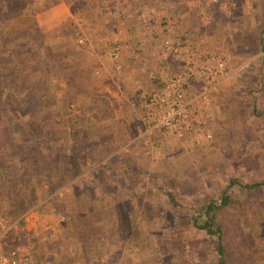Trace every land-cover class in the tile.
I'll list each match as a JSON object with an SVG mask.
<instances>
[{"label":"rangeland","instance_id":"obj_1","mask_svg":"<svg viewBox=\"0 0 264 264\" xmlns=\"http://www.w3.org/2000/svg\"><path fill=\"white\" fill-rule=\"evenodd\" d=\"M191 1L193 5L192 2L186 4L183 9L194 7L197 14L200 12L199 16H203L207 11L210 16L218 17L222 13L234 15L236 13L232 11H241L246 3L244 0H222V3H219L220 0ZM248 1L252 3V7L247 10L254 15L256 30L253 36L247 32L241 34L242 40L248 46L241 43L237 51L244 54L256 52L258 36L262 38L264 34V0ZM32 3L36 7L34 18L40 24L44 39L59 42L61 52L72 48L78 51L72 59L75 68L72 78L74 85L67 84L66 79L47 84L46 80L49 78L43 77L42 68L27 63L26 69H21L20 48L11 47L5 51L0 49V62L14 66V73L6 77V83L13 88L24 83L26 87L18 91L23 95L22 100L30 92L36 106L34 110L27 111L28 116L25 118H19L15 113L14 117H7L2 113L0 106V118H4L9 126H14V130L20 132L21 127V131L26 132L19 137L24 140V146L32 147L37 142L29 136L33 123L40 128L39 132L43 135L39 141H49L58 149L60 146L64 153L73 151L80 157L88 155V159L81 158L79 161L81 166L83 162L87 164L83 165L84 168L72 183L73 187L84 192L83 195H76L79 200L73 203V209H80L81 217L78 218L77 213L76 221H86L84 225L80 223V233L100 232L105 235L104 241H90L94 245L98 243V248L95 246L94 251L98 254H115L110 258L104 256L99 264H216V237L193 227L190 216L194 212L197 213L195 207L199 206L200 202L216 198L227 184L228 178L236 176L242 182L264 178V142L260 141L258 144L257 140L252 139V142L247 143L244 136L239 139L240 143H233L228 131L225 138L216 139L213 129L207 126V119L208 109L216 104V94L226 92L220 89L213 96V104L204 109L206 111L199 118L200 123L196 131L190 135L179 138L168 131L144 133L146 126L143 123H139L138 129L133 128L132 123L123 125L126 119L129 122L135 120V123L136 118L134 115L127 117L115 104L113 112V106L102 96L105 81L98 80V74L92 72L93 68L89 66L92 62L84 46L85 41L90 38L89 29H85L89 27L85 23L86 12L96 7L98 11L103 9L104 13L108 12L109 7H104L105 0H32ZM115 8L119 6L115 5ZM91 15L97 19V14ZM193 19L188 17L185 21L190 24ZM101 20L103 17H98V21ZM60 21H65L66 26H60ZM174 24H171L173 29ZM211 24L213 25V22ZM24 27V21L21 22L12 16L10 20L3 18L0 21V31L8 28L22 32ZM79 38H84L81 43L78 42ZM164 40L172 41L165 38L162 42ZM184 50L180 43L177 48L167 51H163L160 46V58L166 59L168 63L171 61L168 59L175 60L174 69H166L165 76L174 73V70H190L191 65L187 64L185 59L181 63L177 59L195 57L197 49L191 50V53ZM206 55L210 62L206 68L199 67L204 68V74L215 66L217 59L224 60L226 70H229V60L218 48L209 49ZM246 68H242L238 73L239 82L229 80L226 89L239 84V89L243 92V100L240 101L242 122L248 121L258 134V128L264 126V60L261 59L259 67ZM52 76L54 75L50 78ZM202 80L207 81L208 76L201 78L200 85ZM131 102L134 106L133 101ZM248 103L252 105L251 108ZM95 104L103 107V111L97 110L90 114ZM122 107L125 108L123 104ZM6 109L9 112L12 108L9 106ZM97 117L107 119L104 120L105 123H92V119L99 120ZM228 121L230 123V120ZM183 139H186V144H180ZM190 144L194 145V150L200 148V153L197 154L194 150L190 153ZM91 170L93 174L90 173ZM86 173L88 185L85 187L79 181ZM103 182H106V187L102 186ZM70 187V190L68 186V191H64L66 194L72 190V186ZM87 189L91 192L88 193ZM108 189L110 191L106 193ZM232 192L233 201L219 209L216 215L221 229L224 264H264V225H259L257 221L264 216V190L257 191L254 195L236 189ZM56 196L60 197L57 194ZM102 196H105L103 201ZM86 197L94 198L96 209H91L93 205ZM80 199L83 200V205ZM103 203H109L108 207L101 208ZM58 204L60 200L55 198L44 206V213L47 206L53 210L52 219L50 214H41L38 210L40 219L37 220L36 232L42 229L44 223L55 224L63 236H68V233L74 231V222L63 214ZM245 217L251 222L248 223ZM15 232L17 230L7 235L4 241L7 246L3 245L6 250L1 252L2 255L16 250L18 256L17 247L22 243V233ZM146 233L150 235L149 241L141 239ZM124 234L134 239L122 244L120 236L124 237ZM79 240L83 241L82 243L86 241ZM120 249L123 250L121 257H115L118 256L116 251ZM141 250L145 252L141 253Z\"/></svg>","mask_w":264,"mask_h":264},{"label":"crops","instance_id":"obj_2","mask_svg":"<svg viewBox=\"0 0 264 264\" xmlns=\"http://www.w3.org/2000/svg\"><path fill=\"white\" fill-rule=\"evenodd\" d=\"M105 2L104 7H109L108 12L104 13L103 9L98 11L97 7L86 12L87 20H85V23L89 27L85 29H89L88 36L90 38L85 41L84 46L87 50V56L92 62V64H89L93 68L92 72L98 74V80L105 81L106 86L102 96L110 106H113V112L115 111V104L125 112L127 117L134 115L136 118L135 123V120L129 122L126 119V123L123 122V125L126 126L132 123L130 125L138 129V125L141 123V95L153 86L162 84L165 80L166 69H174L175 60L173 58L168 59L171 60L168 63L166 59L160 58L159 55L161 46L159 44L163 39L168 38L172 41H179L185 49L184 51H189V53H191V50L197 49L195 57L189 58L186 56L177 59L180 63L185 59L186 63L191 65L186 78V88L189 94L198 91L201 78L204 79V75L207 77V73L204 74V68L200 69L199 67L206 68L210 62L206 55L209 49L218 48L229 60L227 62L230 76L222 80L218 87V90L226 92L219 94L217 91L216 104L208 109L207 126L209 129H213L216 139L222 140L228 131L233 143L238 141L240 143L239 139L244 136L247 143L252 142V139L257 140L258 144H260V141L264 142V126L258 128L259 133L256 134L248 121L247 123L242 122L240 101L243 100V92L239 89V84L226 89L229 80L239 82L238 73L242 68L259 67L261 59L264 60V45L260 47L261 44H259L258 50L254 53L244 54L237 51V47L241 43L248 46L242 40L241 34L247 32L252 33L253 36V32L256 30L254 15L247 10V8L252 7V3L244 0L246 3L243 4L241 11L234 10L232 12L236 14H229V16L222 13L218 17L210 16L207 11L204 12L203 16H199L200 12L197 14L194 7L183 9L185 8L184 5L192 2L191 0H105ZM219 3H222V0ZM115 5L119 8H115ZM221 5L223 6V4ZM91 14H97V19H94L95 16L93 17ZM100 16L103 17V20L98 21ZM188 17L194 18L190 24L185 21ZM104 18L108 19L105 20ZM172 23L176 24L173 25L174 29L171 28ZM263 36L264 34H262V38L258 36V43L259 39L264 41ZM184 71L185 69H179L178 71L174 70V73ZM131 101H133L134 106H132ZM122 104L125 108L122 107ZM248 105H250L248 107H252L251 104L248 103ZM98 107L99 105L95 104L94 110H91L90 114L97 111ZM205 111H203V114ZM100 119L97 121L92 119V123H105L104 120L107 118ZM228 120H230V123ZM33 127L37 128V125L35 124ZM37 129L40 131V128ZM21 130V127L20 132L14 130V126H9L4 118H0V228L2 229L0 233V254L6 250L3 245H6L4 241L7 235L17 230L15 233H22V243L17 247L16 264H99V261L103 258H110L112 254L96 253L94 248L95 246L98 248V243L94 245L90 242L92 239L97 242L104 241L105 235L103 233L78 236L71 231L72 233H68V236H63L53 223L42 224V229L36 232L37 220L40 219V214H37L38 210L41 211L39 212L41 214H50L51 219L53 217V213H51L53 210L48 206L46 213L43 211L44 206L49 203L46 200L50 196H55L57 200H60L58 205H60L61 211L63 210V214L72 219L73 225L86 223L84 219L78 222L74 218L77 211L73 209V203L77 202L79 198L70 193L72 190L67 194L64 191L68 189V186L69 190L71 189L70 186L76 181L79 171L81 172L84 168L83 165L86 166L87 163L83 162L82 166L79 165V161L84 156L81 155L80 157L73 151L64 153L60 146L59 149L56 147L59 154H52L48 157L45 150L40 151L36 146V144L45 146L46 142L39 141L36 135L35 137L31 136L34 135L32 128L29 131V136L37 142L32 147L24 146V140L19 137L26 134V132ZM39 135L42 139V133ZM182 142L186 144V139H183L180 144ZM174 144H176L175 141ZM188 148L192 153L194 145L190 144ZM33 151L37 154L35 155ZM194 151L198 154L200 148ZM68 154H71V157L74 158V165L69 169L67 166L61 168L63 160L61 156L65 159ZM256 183L257 185L254 187L243 186ZM235 189L254 195L257 191L264 190V178L261 180L249 179L246 182L240 181L236 176L228 178L227 184L216 198L204 200L200 202L199 206L195 207L197 213L194 212L190 216L191 225L195 219L197 222H203L206 218L211 217L213 226L219 227L220 224L216 220L217 212L233 201L232 193L234 192L232 191ZM87 191L88 193L91 192L90 189H87ZM108 191L110 190H106V193H109ZM56 194L60 197H57ZM222 194H227L228 200L220 205ZM86 195L90 196L87 193ZM65 197H69V200H66ZM90 197H86V199L93 205L91 209L94 210L96 209L95 200ZM104 197L102 196L101 201ZM80 202L83 205V200L80 199ZM108 204H101V208L108 207ZM210 204H213L214 209L208 211L207 206ZM84 209L86 210L85 205ZM80 214L78 218L81 217ZM247 221L248 223L251 222L250 219ZM257 221L259 225L261 223L264 225V216ZM70 224L72 222L68 224L69 227ZM79 239L86 241L82 243L83 241ZM133 239L128 234H124V237L120 236V240L123 241H121L122 244ZM141 239L149 241L150 235L143 234ZM262 239L264 240V236ZM90 244L92 247H90ZM122 252L121 249L120 251L117 250L116 254L118 256L115 257L120 258ZM143 252L145 250H141V253Z\"/></svg>","mask_w":264,"mask_h":264},{"label":"trees","instance_id":"obj_3","mask_svg":"<svg viewBox=\"0 0 264 264\" xmlns=\"http://www.w3.org/2000/svg\"><path fill=\"white\" fill-rule=\"evenodd\" d=\"M26 3V5H23ZM23 6V7H22ZM35 6H33L32 0H1L0 3V21L4 18L10 20L11 16L18 19L19 21L25 24L22 32H15L11 29L6 28L4 31H0V49L1 51H5L11 47L20 48V54L22 58L21 61V69H26V64L33 63L35 66H38L40 69L42 68V74L44 78L48 76V80H46L47 84H51L56 80L66 79L67 84H73L72 78L74 77L75 68L73 60L75 55H77L78 51L75 48L72 49H64L62 52L60 51V43L59 42H50L48 39H44V36L40 30V24H38L34 18ZM2 18V19H1ZM262 39H259L260 47L264 44ZM3 49V50H2ZM73 67V68H72ZM14 73V66H9L7 63L0 62V106L3 109L4 114L7 117H14V113L17 114L19 118H25L27 115V111L34 110L36 106L33 101V97L30 92H28L27 96L22 100V96L20 92L21 89H24L26 85L21 83L16 87H11L8 83H6V77L12 75ZM51 75H54L50 78ZM11 107L13 109H9L7 111V107ZM6 107V108H5ZM101 107V106H100ZM98 107V111L102 110V108ZM12 111V112H11ZM103 111V110H102ZM11 113V114H10ZM103 118V117H102ZM97 119H100L97 117ZM32 133L37 136V138L41 139V135H39V130L32 125ZM82 145V144H81ZM93 145V144H92ZM90 145V147H93ZM38 149L45 150L48 157L52 154H59V151L56 150V146H53L51 142L47 141L46 145L36 144ZM36 151V150H35ZM83 160L88 159L86 155H83ZM62 165L61 168L69 169L74 165V158L71 157V154L66 155L64 159L61 156ZM113 158V157H112ZM73 162V164H71ZM81 162H79V165ZM54 168V167H53ZM90 173H93L90 171ZM87 173L81 177L79 183L84 184L86 187L88 185L87 182ZM101 180V178H100ZM100 185V184H99ZM256 184L243 185L244 187H254ZM70 192L72 195H83V191L81 189H77L73 187ZM103 187H106V182H103ZM97 187V186H96ZM70 195V194H69ZM55 196H50L46 202H52L55 200L53 198ZM85 197V196H82ZM66 198V197H65ZM99 199V196L96 197V200ZM69 200V197L66 198ZM228 200L227 194H222L220 197V205L224 204L225 201ZM27 205V204H26ZM210 204L207 206V210L211 211L214 209ZM98 206V204H97ZM100 207V206H98ZM79 208H78V216H79ZM77 212L74 215V218L77 216ZM212 218L208 217L203 222H197V220H193V227L197 229L203 230L205 233L214 235L216 237L215 242V251L217 254L216 264H224V249L221 242V233L218 226H213ZM80 224L74 225V233L78 236H84V233H80Z\"/></svg>","mask_w":264,"mask_h":264},{"label":"built area","instance_id":"obj_4","mask_svg":"<svg viewBox=\"0 0 264 264\" xmlns=\"http://www.w3.org/2000/svg\"><path fill=\"white\" fill-rule=\"evenodd\" d=\"M59 25L65 27L66 22L60 21ZM77 29L80 30V27ZM83 39L79 38L78 42L81 43ZM178 45L179 42L168 40L161 44L163 51L175 49ZM187 76L188 70L166 75L161 85L141 95L140 119L146 126L144 133L168 131L179 138L194 133L204 109L214 102L213 96L219 83L229 78L230 73L226 70L225 61L217 59L215 66L207 72L208 80L203 81L193 94L187 92ZM16 256V250H10L7 255L0 254V264H16Z\"/></svg>","mask_w":264,"mask_h":264}]
</instances>
